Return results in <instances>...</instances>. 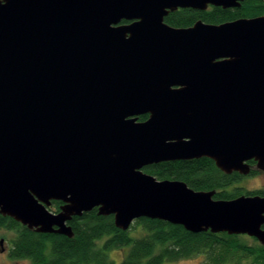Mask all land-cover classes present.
Here are the masks:
<instances>
[{
  "label": "water",
  "instance_id": "obj_1",
  "mask_svg": "<svg viewBox=\"0 0 264 264\" xmlns=\"http://www.w3.org/2000/svg\"><path fill=\"white\" fill-rule=\"evenodd\" d=\"M242 1L0 0V215L72 238V218L96 209L121 231L148 218L264 246V198L143 171L207 158L264 172V15L164 22Z\"/></svg>",
  "mask_w": 264,
  "mask_h": 264
},
{
  "label": "trees",
  "instance_id": "obj_2",
  "mask_svg": "<svg viewBox=\"0 0 264 264\" xmlns=\"http://www.w3.org/2000/svg\"><path fill=\"white\" fill-rule=\"evenodd\" d=\"M237 16L220 10L208 13L179 9L170 12L164 22L186 28L198 20L220 24ZM146 118L141 115L137 120ZM143 171L157 180L182 181L196 191L214 190L215 200L234 199L240 191L229 189L238 181L237 176L222 173L207 158L163 162L145 167ZM59 205L60 202H52L49 211L58 212ZM68 224L72 238L39 234L0 215V227L16 233L10 241L9 258L27 260L30 264H114L108 253L116 250L125 251L120 264H175L202 254L203 264H264V246L256 242L248 245L237 235L209 231L192 234L179 225L148 218H140L127 231H121L114 226L112 216H99L96 209L72 218Z\"/></svg>",
  "mask_w": 264,
  "mask_h": 264
},
{
  "label": "rangeland",
  "instance_id": "obj_3",
  "mask_svg": "<svg viewBox=\"0 0 264 264\" xmlns=\"http://www.w3.org/2000/svg\"><path fill=\"white\" fill-rule=\"evenodd\" d=\"M260 177H256V178L243 177V179H241L239 183L237 184L234 183L232 187L236 186L238 188H242L243 191H253L254 189L260 187L264 188V184L261 181V179L264 181V176L262 175ZM232 187H230L229 189H231ZM15 236H16L15 231L6 230L0 227V264H30L29 261L27 260H11L9 258L8 253L11 245L10 241L14 239ZM242 241H244L248 245L254 243L252 240L248 238H244V240ZM124 252L121 250H116V251H110L108 254L110 259L114 261V264H120ZM204 260L205 258L204 255L202 254V255L192 256L188 259H182L175 264H203Z\"/></svg>",
  "mask_w": 264,
  "mask_h": 264
},
{
  "label": "flooded vegetation",
  "instance_id": "obj_4",
  "mask_svg": "<svg viewBox=\"0 0 264 264\" xmlns=\"http://www.w3.org/2000/svg\"><path fill=\"white\" fill-rule=\"evenodd\" d=\"M180 10H182V9H180ZM190 10H192V9H190ZM218 10L226 11V12L228 11V12L236 13L238 15L236 18L230 19L229 21H234V20L242 19V18H253L256 16L264 15V0H243L242 2L239 3V5L237 7H229V8H222V7L208 5L206 10H204V11L211 13L213 11H218ZM257 11L260 13L256 15L255 13ZM247 15H249V16H247ZM248 164L250 166V173L248 175L243 176V175H240L238 173H231V174H235L238 178V181L235 184L239 183V181H241V179H243V177L256 178V177H260L262 175L264 176V172H262L256 168V163L253 160L249 161ZM231 174H229V175H231ZM261 181L264 184V181L262 179H261ZM232 188H234L235 190H240L238 193V196H247V197L248 196H259V197L264 198V188H261V187L256 188L253 191H243L242 188H238L236 186H233ZM261 229L264 230V224H262ZM237 236H241L243 238H248V239L252 240L253 242H256L257 244H259L255 238L248 237L246 235H237Z\"/></svg>",
  "mask_w": 264,
  "mask_h": 264
}]
</instances>
